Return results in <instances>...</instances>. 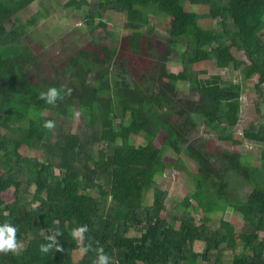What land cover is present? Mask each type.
Returning <instances> with one entry per match:
<instances>
[{
	"label": "trees",
	"instance_id": "16d2710c",
	"mask_svg": "<svg viewBox=\"0 0 264 264\" xmlns=\"http://www.w3.org/2000/svg\"><path fill=\"white\" fill-rule=\"evenodd\" d=\"M34 4L37 10L23 17ZM62 7L81 17L89 42L45 57L26 35L57 17L58 4L0 0V224L15 226L18 244L0 252V264H95L97 248L111 264H264V121L250 123L239 139L234 132L245 82L258 76L264 86V0H66ZM107 12L124 15V34L94 35L98 25L107 28ZM156 17L167 21L162 48ZM174 50L179 72L168 67ZM135 56L148 65L139 70ZM206 60L239 71L241 80L201 77L193 67ZM185 82L191 95L180 97ZM49 87L58 89L54 104L40 98ZM47 110L63 122L78 111L87 130L61 128ZM201 129L220 142L262 146L258 163L250 150L210 152ZM161 131L166 140L157 147ZM24 147L37 156L22 155ZM166 153L176 161H166ZM181 155L198 170L180 214H171L168 189L156 178L178 169ZM131 169L138 171L129 177ZM9 189L15 199L6 203ZM229 208L243 221L239 232L223 218L212 225L214 214ZM78 226L87 227L81 240L71 235ZM57 229L61 250L41 252ZM197 241L204 243L200 254ZM224 246L231 247L230 261Z\"/></svg>",
	"mask_w": 264,
	"mask_h": 264
},
{
	"label": "rangeland",
	"instance_id": "374dc122",
	"mask_svg": "<svg viewBox=\"0 0 264 264\" xmlns=\"http://www.w3.org/2000/svg\"><path fill=\"white\" fill-rule=\"evenodd\" d=\"M59 9L56 12L57 17L51 18L49 21H42L32 29L27 35L26 40L27 42L33 47V49L40 55V56H51V54H56L60 56H64L63 52H69L76 48V50L81 46L82 43L86 44L89 42L90 36L88 33L80 29V24L83 22L81 21L80 16H74L71 12L64 9L62 7V3L66 0H54ZM91 3L94 0H89ZM187 10L196 11L200 14H204L207 12V7L203 5H193L187 4ZM35 10H37V5H32L28 12L26 11V16L32 14ZM107 23V28H103L101 25L97 26L94 35L97 37H103L107 35V32H110L111 38L117 37L125 33L123 28V23L125 21L124 15L119 12H107L103 18ZM155 22V31H154V38L156 40V44L158 48H162L164 46L165 40L168 38V34L165 31V27L167 25V21L160 17H156L153 19ZM202 24L204 26L210 27L212 26L213 22L207 19H203ZM115 34V35H114ZM85 41V42H83ZM109 41V40H107ZM179 47V46H178ZM177 49H181L178 48ZM176 49V50H177ZM172 53V57L170 62L168 63V67L173 72H179L182 70L181 64L178 62L177 51ZM49 54V55H48ZM47 55V56H46ZM242 55V54H241ZM135 64L137 56L134 57ZM146 65H148V60L145 59L143 63L136 64V67L141 70ZM197 72H199L201 77H207L210 74H220L225 79H233L235 81H240L242 75L239 71L234 69H222L219 68L215 61L206 60L198 62L193 67ZM258 76H255L252 81L249 83L245 82L244 84V92L242 96V117L239 122V125L234 128V132L236 135V139L241 137L242 130L249 126L250 123L254 121L262 122L264 121V86L259 89L257 85ZM191 95V91L188 89V85L185 83L180 86L179 96L181 97H188ZM45 114H52L55 118L57 123H61V128L69 129L71 132H78V131H86L88 118L86 116L81 115L78 111H76L73 119L61 120L53 113L52 110L45 111ZM203 132V129H201ZM199 132L197 135H201L203 139H205L207 144V149L212 153L220 154L223 152L224 149H230L235 151H240L243 154H246V150H250L253 155V163H258V158L262 150V146L258 144H250L248 142L244 143L243 145L232 144L231 142H220L219 140L215 139L210 133ZM166 140V135L163 131L159 133L157 138L155 139V145L157 147H161ZM135 141L137 143H142L143 140L141 137H136ZM100 146H96L98 149ZM20 153L29 154L30 156H37V154L33 151H30L29 148L24 147L21 149ZM182 161L180 162V166L178 169L171 168L166 170V172L162 175V177H157L156 181L160 186L163 188L168 189V196L166 200V211L167 213H178L180 214L179 210V202L180 200L191 190H193L192 182L193 177L191 173H195L198 170V167L192 160L187 159L184 155H181ZM165 160L171 163L176 161L175 156L169 155L166 153ZM138 171V169H131L129 172V177ZM3 198L6 203H9L15 199L13 189H9L3 193ZM152 201V194H147V202L151 203ZM107 205H111V200H108ZM194 205H197L194 203ZM199 214L198 217H200ZM223 218L226 222H232L237 232H239L243 227V221L234 214L231 208L227 209L226 211H219L218 213L214 214V218H212L213 223L212 225H218L220 219ZM82 238H79L81 240ZM204 243L197 241L194 244V250L200 254L202 252ZM20 247L18 248V250ZM231 247L224 246L222 251L224 258L227 261H230L231 257ZM80 254V253H79ZM74 259L78 260L79 255L77 252H74Z\"/></svg>",
	"mask_w": 264,
	"mask_h": 264
},
{
	"label": "clouds",
	"instance_id": "9594fccd",
	"mask_svg": "<svg viewBox=\"0 0 264 264\" xmlns=\"http://www.w3.org/2000/svg\"><path fill=\"white\" fill-rule=\"evenodd\" d=\"M71 89L68 90L70 93ZM58 89L56 87H49L46 91L40 93V98L43 99L48 104H54L58 98ZM44 126L47 128L53 127V122L51 120H46ZM87 231L86 226H78L71 231L73 238H82V234ZM60 235L59 230H55L52 234L45 237L48 243L40 245V250L43 253H47L49 249L55 247L57 251H60V245L57 242L56 237ZM18 247L16 228L14 225L5 221L0 224V252L15 251ZM81 252L86 253L88 248L85 246L80 249ZM95 264H111L110 258L107 254L103 252L102 248H97V257Z\"/></svg>",
	"mask_w": 264,
	"mask_h": 264
}]
</instances>
